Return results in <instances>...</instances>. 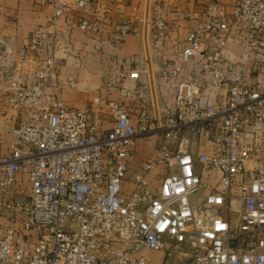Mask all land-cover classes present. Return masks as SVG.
I'll return each mask as SVG.
<instances>
[{
	"label": "built area",
	"instance_id": "obj_1",
	"mask_svg": "<svg viewBox=\"0 0 264 264\" xmlns=\"http://www.w3.org/2000/svg\"><path fill=\"white\" fill-rule=\"evenodd\" d=\"M38 4L52 8L49 30L0 64L5 104L25 115L0 154V264H148L143 251L169 247L179 264H264V0H141L121 21L104 0ZM74 29L114 52L140 36L143 51L116 61L136 122L106 102L102 129L45 93L64 87L56 52ZM150 134L157 149L128 190Z\"/></svg>",
	"mask_w": 264,
	"mask_h": 264
},
{
	"label": "crops",
	"instance_id": "obj_2",
	"mask_svg": "<svg viewBox=\"0 0 264 264\" xmlns=\"http://www.w3.org/2000/svg\"><path fill=\"white\" fill-rule=\"evenodd\" d=\"M39 0H0V64L8 58L5 50L11 51L15 56L26 42L29 34L37 28L49 30L52 8L41 6ZM141 0H104L109 7L111 19L121 21L133 17L131 7L136 6ZM233 0L222 2L230 4ZM73 18L59 19L56 28L64 30L67 23ZM69 21V22H68ZM137 34H130L114 54L116 58L110 59L106 48H100L98 40L80 32L71 31L70 44L67 50L61 48L56 52L59 58V82L64 87L57 89L54 86L46 88L45 93L51 98L62 100L67 106L84 109L91 115L92 122L97 121L102 129H109L113 123L111 116H104L105 104L116 101L126 104L134 114L131 119L136 122V109L140 103L137 98L123 88L132 87L127 82V77H120L121 67L117 60H127L140 54L143 45ZM10 55V56H11ZM74 82L73 87H68L67 82ZM127 82V83H126ZM6 83L0 81V154L6 148L3 141L4 131L13 114L5 104ZM108 119V121H105Z\"/></svg>",
	"mask_w": 264,
	"mask_h": 264
},
{
	"label": "rangeland",
	"instance_id": "obj_3",
	"mask_svg": "<svg viewBox=\"0 0 264 264\" xmlns=\"http://www.w3.org/2000/svg\"><path fill=\"white\" fill-rule=\"evenodd\" d=\"M212 1L227 2L229 0H212ZM112 20L116 21L115 19H112ZM138 37L140 38V36H138ZM140 41L142 43L141 39H140ZM107 53L109 54L110 59L116 58L114 51H107ZM109 102H116V101H109ZM103 106H105V105L103 104ZM130 108H128L129 109V115L132 118V116H134V114H132L130 112ZM105 110L106 111L104 112L103 115L104 116H111L110 110L109 109H105ZM24 117H25L24 114L17 115L13 112L10 119L14 120V124H16V123H19L21 121V119H23ZM105 121H108V119H105ZM156 149H157V142H156V136L155 135L150 134V135L144 136L143 138H140L137 141V143L134 146V150H133V153L131 156L132 158L130 159V162H129V172L126 176V181L128 182L127 183V189L128 190H130L133 187V185L135 184L136 176L138 174V170H139L141 164L143 162H145L146 160H149L153 156V154L155 153ZM154 174H161V171L155 170ZM158 177L159 176H157L156 180H158ZM156 180L153 183H151L149 186V190L153 195H155L157 192V184H158L157 182L158 181H156ZM239 208H240V206L238 205L237 209H239ZM232 222H233L234 226L237 224L235 215L232 217ZM142 255L145 256V258L148 261V264H179L184 259H186V257L178 254V249H176L174 247H169L168 249H164L161 252H157V253H152L149 251H143Z\"/></svg>",
	"mask_w": 264,
	"mask_h": 264
}]
</instances>
